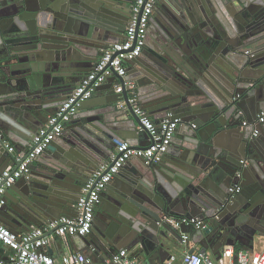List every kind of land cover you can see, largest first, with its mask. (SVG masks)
I'll use <instances>...</instances> for the list:
<instances>
[{
    "label": "water",
    "instance_id": "water-1",
    "mask_svg": "<svg viewBox=\"0 0 264 264\" xmlns=\"http://www.w3.org/2000/svg\"><path fill=\"white\" fill-rule=\"evenodd\" d=\"M134 1L0 0V173L10 154L3 142L14 144L13 156L30 150L103 50L125 40ZM161 6L145 57L129 62L126 78L133 75L139 103L151 117L181 120L180 135L161 162L146 165L137 158L134 169H121L107 184L96 243L103 251L140 245L168 259L184 234L196 245L190 252L221 256L242 240L253 249L256 224L264 225V123L258 136L252 124L264 111V0H173L165 14ZM106 85L109 97L82 102L31 164L29 177L7 190L0 215L10 216L2 222L20 230L73 215L83 185L111 158L116 140L146 146L137 142L148 135L128 91L116 92L113 78L98 89ZM122 100L127 108L119 107ZM239 169L242 190L231 198ZM199 217L205 227L181 222Z\"/></svg>",
    "mask_w": 264,
    "mask_h": 264
},
{
    "label": "built area",
    "instance_id": "built-area-1",
    "mask_svg": "<svg viewBox=\"0 0 264 264\" xmlns=\"http://www.w3.org/2000/svg\"><path fill=\"white\" fill-rule=\"evenodd\" d=\"M158 0H135L131 9V17L126 28V38L119 43L111 44L103 50L93 69L70 93L63 106L49 121L41 127L34 137L32 148L27 152H18L15 164L8 166L0 173V211L8 203L6 196L16 181L29 177L30 166L50 145L51 140L64 131V125L70 121L80 108L82 102L90 99L96 90L114 79L116 92L128 91L129 103L140 118L141 129L147 132L146 146L139 147L126 140H116V148L111 158L98 166L83 185L79 200L75 203L76 214L55 218L43 225L32 226L27 231H16L0 219V264H151L134 257L131 250L122 248L109 258L99 263L81 251H70L56 257L49 251L56 238L85 237L93 229L97 207L101 203V194L120 170L133 158L143 159L146 165L161 162L177 133L180 119L171 114L155 120L139 103L135 81L128 76L130 61L140 57L146 46L150 16ZM119 107L127 108L125 101ZM264 123V111L253 121L254 136L259 135V126ZM248 125V121L243 122ZM0 139L3 132L0 130ZM4 146L14 153V144L7 140ZM243 166L248 165L247 159H241ZM229 189L231 198L242 190L243 170L234 175ZM181 222L193 223L197 228L206 226L204 218H184ZM179 227V223H176ZM183 244L190 242L188 234L183 236ZM95 249V248H93ZM163 264H264V246L257 252L249 249H238L234 245L226 246L217 259L211 258L202 251H186L182 256L173 254Z\"/></svg>",
    "mask_w": 264,
    "mask_h": 264
},
{
    "label": "crops",
    "instance_id": "crops-1",
    "mask_svg": "<svg viewBox=\"0 0 264 264\" xmlns=\"http://www.w3.org/2000/svg\"><path fill=\"white\" fill-rule=\"evenodd\" d=\"M159 3H162V6H161V13L162 14H165V11L166 9H168L169 6L172 7L173 5V0H158L157 4H156V7H155V11H154V14L157 13V9H158V5ZM159 13V11H158ZM158 30V28H157ZM155 35L158 36V33L156 31H154ZM147 34L149 35V31L147 32ZM195 38L191 39V43H193V46L192 48L195 49L196 48V44L195 42L198 41V34L196 35L195 34ZM190 37H193L190 36ZM148 38L151 39V36L149 35ZM133 75H130V79H132ZM111 88H109L107 85L106 87H102L100 89H97L95 94L93 95V98L98 100V101H101L102 103L106 100L107 97H109L110 93H111ZM90 109L89 108H86L85 111L88 112ZM178 130H177V133L175 135V137H179L180 134H178ZM231 137H229V135L227 136H224L223 135V139L222 141L224 143H229ZM137 142L141 143V142H145L144 138H139L137 140ZM62 145V144H61ZM21 146V145H20ZM24 148V147H23ZM11 155V156H10ZM9 158H7V160H5V163H4V166H10V165H13L15 164V161H16V158L15 156H13L11 153L7 156ZM1 161L0 160V166H1ZM139 162V160L137 158H133L131 159L130 161L127 162V164L122 168V171L121 172H125L126 171V167H129V169H134L135 168V165ZM2 166H3V163H2ZM6 167V168H7ZM123 181L124 183V178L121 180ZM116 190L117 189H113V191H111L113 194H116ZM103 193V192H102ZM11 194H12V197L14 199H19L20 196H19V193L18 192H15L13 190H11ZM104 207V204H101L100 206L97 207V210H96V215H95V219H94V224H93V229L91 231V233L89 234V239H85V238H82V237H79V236H75V237H71V238H56L55 242L53 243V245L49 248V251L54 254V256L56 257H61L63 256L65 253L67 252H70V251H81L83 253H85L86 255L90 256L93 260H95L96 262H103L106 258H109L114 252H116L117 250L115 251H110V250H107V251H103V250H100L99 249V246H98V243L97 242V234L99 233L98 230H97V213L98 211H100V209ZM4 215L8 216L9 213L8 212H3ZM76 212L73 213V215H75ZM4 215H0V219H4ZM10 216V215H9ZM104 218H108L107 214L104 215ZM200 218V217H199ZM106 220V219H105ZM107 221H109V219H107ZM101 224H105L106 222H103V221H100ZM10 226V224H7ZM258 227H259V232H260V235L256 237L255 239V243H254V247L253 249H250L249 247V250L250 251H254V252H257L259 251L263 246H264V225L261 226L260 224H256ZM34 226V225H33ZM11 228L17 230L16 228L17 227H12L10 226ZM30 228V227H24V228H20L19 231H27V229ZM17 230V231H18ZM177 246V245H176ZM196 245L193 244L192 241L188 242L187 244H179V246H177L178 248L173 252V254H176L178 256H182L186 251H190L192 248H195ZM229 246V245H228ZM234 246L238 249H246L248 248L245 241H236L234 243ZM174 247L171 246L170 249ZM95 248V249H93ZM126 248V247H124ZM223 250V249H222ZM154 250L150 249L148 253H146L142 247L140 245H137L136 247L132 248L131 249V253L134 257H137L143 261H146V262H149L151 264H163L166 260H168V256H167V253L163 252V251H158V250H155V253H153ZM215 252V253H214ZM214 252H211V251H208V255L213 258V259H217L218 257H220V255L216 254L217 251H214Z\"/></svg>",
    "mask_w": 264,
    "mask_h": 264
},
{
    "label": "flooded vegetation",
    "instance_id": "flooded-vegetation-1",
    "mask_svg": "<svg viewBox=\"0 0 264 264\" xmlns=\"http://www.w3.org/2000/svg\"><path fill=\"white\" fill-rule=\"evenodd\" d=\"M155 7H156V6H155ZM154 11H155V8H154ZM154 11H153V13H152L151 16H150L149 25H148V30H149L151 27H153V24H154L155 15L157 14V13L154 14ZM147 40H148V36H147ZM147 40H146V42H147ZM145 53H146V46L144 47L143 53H142V55H141L140 57L144 56ZM144 57H145V56H144ZM138 58H139V57H138ZM138 62H140V61H138ZM240 97H241V95L238 94V95H237V98H240Z\"/></svg>",
    "mask_w": 264,
    "mask_h": 264
}]
</instances>
